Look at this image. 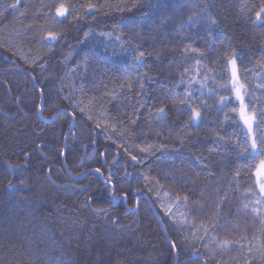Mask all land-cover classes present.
Returning <instances> with one entry per match:
<instances>
[{
  "label": "trees",
  "instance_id": "1",
  "mask_svg": "<svg viewBox=\"0 0 264 264\" xmlns=\"http://www.w3.org/2000/svg\"><path fill=\"white\" fill-rule=\"evenodd\" d=\"M13 3L0 0V264H204L195 255L226 264L228 250L264 239L247 207L256 167L237 133L241 118L227 111L230 53L240 77L264 68V24L252 23L264 0ZM60 3L70 5L65 17ZM49 30L60 38L45 39ZM109 40L132 62L112 57ZM188 91L202 113L191 123L179 102ZM193 229L218 248L234 243L210 258Z\"/></svg>",
  "mask_w": 264,
  "mask_h": 264
},
{
  "label": "rangeland",
  "instance_id": "2",
  "mask_svg": "<svg viewBox=\"0 0 264 264\" xmlns=\"http://www.w3.org/2000/svg\"><path fill=\"white\" fill-rule=\"evenodd\" d=\"M107 46V45H106ZM105 46V47H106ZM108 49L112 57H121L122 60L127 62H132L134 59V54L129 53L128 48L126 46H123L122 44L115 43L113 40H109L108 42ZM72 74L76 71H70ZM232 72V68H231ZM68 75L65 76V83L68 84V91L70 93L77 92L76 87L74 85V78ZM237 75L239 77V82L244 85V88L242 89V94L244 95V104L246 105V110L249 114L252 112L256 113V120L254 123L255 128L251 133L248 132L247 128L244 126L243 119L239 115V107H240V101L236 99L235 92L234 97L235 99H230L231 103L227 104V111L228 113L237 118L239 116L241 118V127H239L237 133L239 137L242 135V143L246 145L249 148L250 152V158L253 163V166L257 169L259 168L260 161L264 159V153L261 152V148H264V122L261 121V114L264 113V68L259 74H252L249 77L243 76L240 77L237 71ZM194 83L199 84V79L197 77H194ZM73 80V81H72ZM234 90V89H233ZM228 101V100H227ZM255 137L257 140V148L252 149L250 147L251 144V138ZM256 179L258 182L257 187L253 190L252 198L247 203V207L249 208H260L262 211H264V192H261L260 190V177L257 175ZM160 205L164 208V210L167 208V213L175 214L176 205L175 203L169 201L166 199V197H162L160 199ZM190 236L193 239V241L196 244H199L203 246V248L207 251L208 256L211 257H217L219 248L215 246L213 243H211L209 240L204 239L201 235V233L197 230H190ZM264 244V239L260 235L258 236L248 251H241L239 249L235 250H228L226 255V264H249V260L251 258V264H261L260 260V245ZM220 253V252H219ZM220 258V256H218ZM219 260V259H218Z\"/></svg>",
  "mask_w": 264,
  "mask_h": 264
},
{
  "label": "snow or ice",
  "instance_id": "3",
  "mask_svg": "<svg viewBox=\"0 0 264 264\" xmlns=\"http://www.w3.org/2000/svg\"><path fill=\"white\" fill-rule=\"evenodd\" d=\"M19 3H20V0H16V3H13L11 5V7L12 8L19 7ZM54 7H55V13H56L57 17H65L68 14L70 5L66 6L64 3H60L59 5L54 6ZM94 7H96V5H92V4L87 5V8L89 10H91ZM201 11L207 12L208 11L207 6L202 8ZM254 15H255V18L252 20V23L254 25L256 23L264 24V3L259 5L258 10L255 11ZM189 19L193 20L194 18L190 16ZM44 38L55 41V40L59 39L60 37H59V34L55 30H49V31H47L46 36ZM184 50H185V52L188 51L187 48H185ZM193 50L196 51V49H193ZM200 55L202 56L203 53H200ZM140 56L141 57L144 56L143 51L140 52ZM234 57H235V53L234 52L230 53L228 60H227V63L230 64L231 68H232V72H231L232 86H233V89L235 92L236 99L240 101L239 115L243 119L244 124L247 125L248 132L251 133L253 131L254 123L256 120V113L252 112L251 114H249L248 111L246 110V105L244 104V95L242 94V89L244 88V85L239 82V77L237 75V71H238L237 70V60ZM197 62H199V61H197ZM182 82L183 81H181V83ZM140 86L143 87V85H140ZM43 91H44V89H41V93H43ZM222 99H226V97H222ZM179 102L181 104H188L189 105L190 116H189L188 123H191L192 121L200 120L202 118L201 111L197 110V108L191 104V91H188L184 97L179 98ZM43 107H44V105H41V108H43ZM80 111L83 112L84 109L81 108ZM157 111L161 114H164V113H166V108L165 107H159L157 109ZM261 121L264 122V113L261 114ZM131 122L133 124H135L136 118H133ZM96 127L98 129H101L102 126H101V124L97 123ZM186 127H187V125H186ZM102 130L108 131V128L105 127ZM112 130L115 131V128H112ZM221 139H223V137H221ZM113 142H115V141H113ZM262 143H264V141H262ZM151 147H152V145H148L147 147H141L139 149V151L140 152H149V149ZM250 147L252 149L257 148V140L255 137L251 138ZM125 151H128V150L125 149ZM261 152L264 153V148H261ZM61 154H64V153L61 152ZM130 158L133 161L139 162L138 157L136 155H131ZM94 171L96 173L102 174V170L99 167H97ZM113 175H114L113 173L109 172L108 179L105 181V183L107 185H110L112 189H115L116 185L114 183H112ZM256 175L261 178L260 179V190H261V192H264V159H262L260 161V165H259V168L257 169ZM9 187H12V185L9 184ZM145 187L148 190H154L153 185L151 183L145 185ZM120 191H122L124 193L123 199L127 200L128 199V193L126 191H124L123 189H120ZM112 195H113V198H115V192L114 191H113ZM184 199L187 200L188 198L185 197ZM262 199H264V198H262ZM134 202L138 205L139 199L137 198ZM165 211H168V209L166 208ZM252 211L257 214V216L259 217V219L261 221L262 227H264V211H262L260 208H256V207H253ZM105 215H106V213H105ZM220 215H221L220 212L217 210L215 213V216L220 217ZM211 223H212L213 227H216L217 224L227 227L230 224V221L227 219H220V220L214 219L213 221H211ZM204 231L207 232V229H205ZM232 243H234V242L229 241V240H224L222 242H219V248L222 250H226L229 247V245ZM236 243H238V242H236ZM172 247L173 248L176 247L175 243L172 244ZM240 250L243 251V245H240ZM259 258L261 260V264H264V244L260 245V257ZM249 264H251V258L249 260Z\"/></svg>",
  "mask_w": 264,
  "mask_h": 264
},
{
  "label": "water",
  "instance_id": "4",
  "mask_svg": "<svg viewBox=\"0 0 264 264\" xmlns=\"http://www.w3.org/2000/svg\"><path fill=\"white\" fill-rule=\"evenodd\" d=\"M135 194H140V191L136 192ZM139 200H140V198H139ZM196 259H199V260L203 261L204 264H206L204 258L201 257L200 255H195L193 258H191V260H196Z\"/></svg>",
  "mask_w": 264,
  "mask_h": 264
},
{
  "label": "bare ground",
  "instance_id": "5",
  "mask_svg": "<svg viewBox=\"0 0 264 264\" xmlns=\"http://www.w3.org/2000/svg\"><path fill=\"white\" fill-rule=\"evenodd\" d=\"M69 5V4H68ZM256 185V184H255Z\"/></svg>",
  "mask_w": 264,
  "mask_h": 264
}]
</instances>
